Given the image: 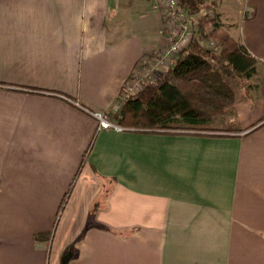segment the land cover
<instances>
[{"label":"crops","instance_id":"1","mask_svg":"<svg viewBox=\"0 0 264 264\" xmlns=\"http://www.w3.org/2000/svg\"><path fill=\"white\" fill-rule=\"evenodd\" d=\"M229 1L258 86L203 134L90 113L164 46L151 0H0V264H264V0Z\"/></svg>","mask_w":264,"mask_h":264},{"label":"trees","instance_id":"2","mask_svg":"<svg viewBox=\"0 0 264 264\" xmlns=\"http://www.w3.org/2000/svg\"><path fill=\"white\" fill-rule=\"evenodd\" d=\"M195 34L161 72L140 88L122 90L118 108L106 111L123 129L189 133H227L239 129L235 104L254 99L259 60L220 23L205 0H179ZM207 11H210L209 15ZM212 39L219 48L200 44ZM46 232H39L41 237Z\"/></svg>","mask_w":264,"mask_h":264},{"label":"built area","instance_id":"3","mask_svg":"<svg viewBox=\"0 0 264 264\" xmlns=\"http://www.w3.org/2000/svg\"><path fill=\"white\" fill-rule=\"evenodd\" d=\"M151 9L156 11L162 19L161 32L165 35V45L137 60L131 72L129 81L131 84H127V90L128 88L131 90L132 87L140 88L145 78L151 77V71L160 72V68L165 67L172 60L175 53L190 41L196 31L195 27L186 23L187 15L179 0H151ZM207 13L211 14L210 11ZM199 42L208 48H219L212 39L203 37L199 39ZM116 108H118L117 104ZM90 113L97 119L100 128L111 127L118 131L123 130L121 126L109 120L106 111L97 110Z\"/></svg>","mask_w":264,"mask_h":264},{"label":"rangeland","instance_id":"4","mask_svg":"<svg viewBox=\"0 0 264 264\" xmlns=\"http://www.w3.org/2000/svg\"><path fill=\"white\" fill-rule=\"evenodd\" d=\"M222 4L224 5L223 7H224V9H225V11L227 12V17H224L223 18V20H225V21H227V22H224V24H225V26L228 28V29H231V33L233 34H235V36H238V29L237 28H235V27H237V23H233V24H231V22H228V21H231V19H233V16H235V5H233L232 4V1H229V0H225V1H223L222 2ZM195 18H196V15H192V18H188V17H186V23L188 24V25H191L192 27H194L195 25L193 24L194 23V20H195ZM191 19L193 20V23L191 22ZM230 25H232V28L230 27ZM233 29V30H232ZM165 45V44H164ZM166 66V65H165ZM150 68V67H149ZM154 70L156 69V68H153ZM154 74H156V72L155 71H151V76L152 75H154ZM129 84H131V82H129ZM136 90V89H138V87L137 88H131V90L128 88V90L126 89L125 91L127 92V91H133V90ZM118 105V104H117Z\"/></svg>","mask_w":264,"mask_h":264},{"label":"water","instance_id":"5","mask_svg":"<svg viewBox=\"0 0 264 264\" xmlns=\"http://www.w3.org/2000/svg\"><path fill=\"white\" fill-rule=\"evenodd\" d=\"M68 258H69V252H67V253L65 254V256L63 257V264H67V260H68Z\"/></svg>","mask_w":264,"mask_h":264}]
</instances>
